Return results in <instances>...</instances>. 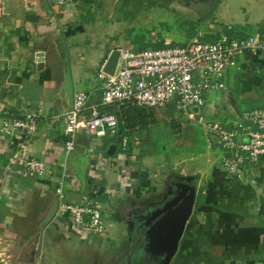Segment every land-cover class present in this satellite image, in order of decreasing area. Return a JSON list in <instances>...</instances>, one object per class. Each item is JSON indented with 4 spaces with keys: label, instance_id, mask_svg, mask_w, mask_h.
Instances as JSON below:
<instances>
[{
    "label": "crops",
    "instance_id": "0c3cea01",
    "mask_svg": "<svg viewBox=\"0 0 264 264\" xmlns=\"http://www.w3.org/2000/svg\"><path fill=\"white\" fill-rule=\"evenodd\" d=\"M132 1L0 0L7 12L0 14V264H35L38 258L39 264H57L70 256L71 264H98L99 256L130 246L133 223L138 229L141 221L164 215L162 197L170 176L162 171L167 165L181 169L170 175L197 178L196 203L170 264H264V158L245 179L229 177L212 156L220 148L218 140L200 123L205 153L179 158L176 151L168 160L161 156L163 148L158 157L157 150L147 146L142 124L150 128L166 119L169 106L153 112L132 109L113 139V154H107L109 148L106 155L101 153L106 137L96 135H81L74 150L65 154L64 114L72 102L64 91L67 72L73 95L90 93L89 104H94L100 97L102 67L114 49L183 47L251 32L264 37V0H218L204 19L192 0H151L147 14ZM147 15L156 17L155 22ZM170 15L179 28L168 33L160 25ZM145 27L162 35L142 38ZM237 65L238 70L229 68L224 74L225 90L208 93L204 113L212 122L233 124L246 111L264 110V51L245 52ZM4 113L13 118L38 114L36 132L6 135ZM29 158L46 164L43 177L23 175V162ZM63 170L68 175L64 202L78 205L84 196L103 199L97 204L103 210L105 234L91 231L81 237L73 234L68 219L54 216L38 230L53 202L57 207L55 190ZM178 191L165 196L169 209Z\"/></svg>",
    "mask_w": 264,
    "mask_h": 264
},
{
    "label": "built area",
    "instance_id": "2783aa9c",
    "mask_svg": "<svg viewBox=\"0 0 264 264\" xmlns=\"http://www.w3.org/2000/svg\"><path fill=\"white\" fill-rule=\"evenodd\" d=\"M0 14L7 15L3 3ZM258 51H264V37L259 34L245 37L223 35L209 42L193 41L183 47L119 49L114 75L100 74L99 101L89 104L90 93L73 95L72 105L64 114L65 154L74 150L81 135L117 138L120 126L126 124L134 108L153 112L173 105L189 120L197 118L207 133L218 140L222 151L220 164L226 174L245 179L249 169L264 158V110L246 111L233 124H207L196 113L204 107L203 97L209 92L225 90V72L229 68L238 70L237 61L245 52ZM191 110L194 115L189 113ZM3 115L6 118L3 128L6 135L18 131L30 136L36 132L38 114L24 113L21 118H13L8 113ZM125 142L121 138L119 143L124 146ZM46 170L44 162L32 158L23 162L22 173L25 176L40 178ZM65 171L55 190L57 207L54 218L68 219L73 234L81 237L91 231L105 234L103 212L95 199L84 196L78 205L64 202L63 186L68 178ZM39 261L38 258L35 264Z\"/></svg>",
    "mask_w": 264,
    "mask_h": 264
},
{
    "label": "rangeland",
    "instance_id": "374dc122",
    "mask_svg": "<svg viewBox=\"0 0 264 264\" xmlns=\"http://www.w3.org/2000/svg\"><path fill=\"white\" fill-rule=\"evenodd\" d=\"M192 1L194 5H197L198 3L202 2V0H192ZM132 3L135 9H141V7H143L144 13L147 14V8L151 6L150 4L152 2L151 0H133L131 2V5ZM151 12H154V9L151 10ZM159 14H161L162 17L167 16V13L165 14L159 13ZM149 16L150 15H147V18H149ZM155 18L150 17L148 20L150 23L155 22L154 21ZM168 19L169 20H167L166 23H163V25H160V26L165 32H168V33L172 31L175 32V30L179 28V25H178L179 22H177V19L173 18L171 15H170V18ZM147 23L148 21L146 20L144 24L147 25ZM153 28L154 27L143 28L142 38H145V39L151 38L152 36L156 34L159 36L162 35L160 31H157L156 29H153ZM187 30L190 31V28H188ZM254 33L255 32H251L249 34L253 35ZM209 97L210 95L208 94L203 97L205 105L203 108H199L196 113L200 117H202L203 122L207 124H210L212 122L209 118L205 116V113H204L205 111L204 108L209 103ZM167 109L168 111L165 112L167 114L166 119L161 120L162 119L161 118L157 122H153L150 128L148 126L146 127L145 123L142 124L144 125L143 127L144 130L142 131V133L144 134V136H146V139L148 141L147 146H150V149L155 148L158 152L157 154L158 157H160L159 155L162 153L161 149L166 148L165 149L166 152L161 154V156H163L164 158H167L168 160H171V157L173 156V154H175L176 151L178 152L177 155L179 156V158L181 156H183V158H186L189 156L197 155V153H205L207 151L206 138L204 135L203 127L197 122V118L193 117L192 120H189L186 115H183L177 112L173 105H170ZM189 113L194 115L192 110L189 111ZM104 140L106 142V147L103 150H101V153L103 155H106V151H107L106 149H108L112 144H114V140L110 139L109 137H106ZM175 142H180L179 148H174ZM117 147H118L117 152H119L121 150V146L118 145ZM213 155L217 156L218 162L220 163V158L222 156V151L220 150V148L216 152L215 151L212 152V156ZM168 163L169 162H167V164ZM164 169L165 171H162V173H164L163 175L169 173L167 177L170 176L168 178L169 182L165 186V187H168V192H169V191H172L170 188L173 187L174 189L175 185H178L181 183V181L178 180V176H181V175H177V176L170 175V172L177 173V170H179L180 168L174 169L173 167L167 165V166H164L163 170ZM180 171L181 169L179 170V172ZM163 179L161 180L164 181L165 179L164 180ZM168 192L166 194V190H165L163 193L162 201L164 204H166L167 202V199L165 198V196L168 197L169 195ZM94 199L96 200V202L103 201V199H101L100 196H95ZM141 224H143V221H141ZM144 224L138 226V229H136L135 234H133L134 236H132L130 240V246L126 245V247H122L123 249L120 248L116 252L110 255H106L102 257L99 256L97 263L98 264H137L135 260H139L140 256L144 258V254H148L149 252H151L152 254H155L154 256L156 257V260H153V261L151 260L152 256H149L150 258L148 257V260L149 261L151 260L152 264H164L163 260L167 254V251L164 249H160L161 245L156 241V239L154 240V237H150L152 234L151 232H149V229H148L154 223L153 222L147 223V226H145ZM142 227H144V229L140 230ZM148 237H150V239ZM148 245L150 246V249L153 247L159 251L153 252L152 250L148 249ZM141 247L142 248L146 247L147 252L144 254L140 253V251H142ZM157 256L159 257L157 258ZM70 257H67V259L65 257H62V263L59 262L57 264H71L69 263ZM173 257L174 255L168 260L169 261L168 264L171 263V261L173 260L172 259ZM64 258L66 259L65 262H64Z\"/></svg>",
    "mask_w": 264,
    "mask_h": 264
},
{
    "label": "water",
    "instance_id": "95a60500",
    "mask_svg": "<svg viewBox=\"0 0 264 264\" xmlns=\"http://www.w3.org/2000/svg\"><path fill=\"white\" fill-rule=\"evenodd\" d=\"M207 2L204 5L197 4L194 5V11L199 15L200 19L207 17L211 10L214 8L218 0H206ZM58 52L64 58L66 57V52L63 48L62 41L57 42ZM119 50L114 49L108 56L105 64L102 67V73L113 76L116 70V66L119 60ZM42 55V54H39ZM66 95L69 99H73V89L70 85V78L68 72L66 73L65 89ZM72 105V102H71ZM196 112V110H194ZM115 146H110L107 154H113ZM197 178L196 177H178V180L181 181V189H178V194L174 198V203L172 206L169 202L165 204L164 215L160 218H154L153 220H148L147 223L153 222L154 224L148 228L149 232L154 237V240L161 245L160 249L167 251L166 256L164 257V264H168V260L175 254L177 251L180 240L183 236L185 226L192 214L193 208L195 206L196 200V190H197ZM56 212V202H53L52 205L47 210L43 220L38 225V230L48 225L54 214ZM147 223L144 225L147 226ZM150 247V246H149ZM153 248V247H152Z\"/></svg>",
    "mask_w": 264,
    "mask_h": 264
},
{
    "label": "flooded vegetation",
    "instance_id": "af4514ba",
    "mask_svg": "<svg viewBox=\"0 0 264 264\" xmlns=\"http://www.w3.org/2000/svg\"><path fill=\"white\" fill-rule=\"evenodd\" d=\"M171 185V184H170ZM173 186V185H172ZM182 188V185H180V184H178V185H175V188L173 189V187L172 188H170L171 190H172V192L173 191H176V190H178V189H181ZM140 225H143V224H140ZM141 230V229H140ZM135 231H136V225L133 223V225H132V233H134L135 234ZM138 231V230H137ZM150 237H153V235H151ZM150 237H148L149 239H150ZM148 244H149V242H148ZM141 249H142V251H140V253H142V254H144V253H146L147 251H146V247L144 248H142L141 247ZM148 249H150V247H149V245H148ZM150 250H152L153 252H158L159 250H157V249H155V248H151ZM155 254H152L151 252H149L148 254H144V258L142 257V256H140V258H139V260H135L136 261V263L137 264H152V261L153 260H156V257L154 256ZM149 256H152V261L150 260H148V257ZM154 256V257H153ZM159 256H157V258H158ZM150 258V257H149Z\"/></svg>",
    "mask_w": 264,
    "mask_h": 264
},
{
    "label": "trees",
    "instance_id": "16d2710c",
    "mask_svg": "<svg viewBox=\"0 0 264 264\" xmlns=\"http://www.w3.org/2000/svg\"><path fill=\"white\" fill-rule=\"evenodd\" d=\"M168 47H176V46L173 45V44L172 45H163V44H160V45H157V46H152L150 48H152V49H162V48H168ZM143 49H148V47H140L139 50H143Z\"/></svg>",
    "mask_w": 264,
    "mask_h": 264
}]
</instances>
